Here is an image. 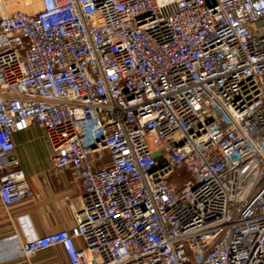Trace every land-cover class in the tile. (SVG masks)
Segmentation results:
<instances>
[{"label":"built area","instance_id":"1","mask_svg":"<svg viewBox=\"0 0 264 264\" xmlns=\"http://www.w3.org/2000/svg\"><path fill=\"white\" fill-rule=\"evenodd\" d=\"M32 127L83 190L26 257L264 264V0H0L8 209L34 195L15 140Z\"/></svg>","mask_w":264,"mask_h":264},{"label":"crops","instance_id":"2","mask_svg":"<svg viewBox=\"0 0 264 264\" xmlns=\"http://www.w3.org/2000/svg\"><path fill=\"white\" fill-rule=\"evenodd\" d=\"M15 140L34 195L9 209L0 199V264H70L61 246L26 257L20 243L73 226L65 196L81 194L82 183L70 168L54 169L52 147L44 130L32 127L15 134Z\"/></svg>","mask_w":264,"mask_h":264},{"label":"rangeland","instance_id":"3","mask_svg":"<svg viewBox=\"0 0 264 264\" xmlns=\"http://www.w3.org/2000/svg\"><path fill=\"white\" fill-rule=\"evenodd\" d=\"M186 176H187V174H186Z\"/></svg>","mask_w":264,"mask_h":264}]
</instances>
